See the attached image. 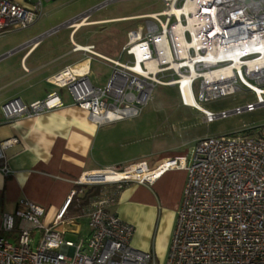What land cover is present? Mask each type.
I'll use <instances>...</instances> for the list:
<instances>
[{"label": "built area", "instance_id": "obj_1", "mask_svg": "<svg viewBox=\"0 0 264 264\" xmlns=\"http://www.w3.org/2000/svg\"><path fill=\"white\" fill-rule=\"evenodd\" d=\"M43 1L49 0H0V34L31 26L43 14ZM162 1V10L139 16L147 19L127 32L121 48L124 61L120 55L101 56L93 44L71 41L73 51L110 64L104 85L92 84L88 69L72 66L50 76L49 82L66 89L72 103L86 110L95 125L138 116L156 84L174 87L179 103L199 111L206 122L264 106V0ZM96 8L6 54L61 27L75 29V22L85 21ZM239 90L252 93L254 101L219 111L201 105ZM187 95L198 105L187 102ZM62 105L56 91L29 103L13 97L0 105V121L34 117ZM15 142L16 138L0 141L4 176L13 172L5 149ZM178 168L186 170V180L164 264H264V124L236 134L203 136L194 142L188 160L171 157L153 167L138 160L86 170L51 223L43 220L44 207L18 199L12 212L0 216V264H158L152 251L130 244L134 226L107 207L123 183L151 185L165 171ZM86 186L101 190L88 199L87 234L80 237V216L66 217V208Z\"/></svg>", "mask_w": 264, "mask_h": 264}, {"label": "crops", "instance_id": "obj_2", "mask_svg": "<svg viewBox=\"0 0 264 264\" xmlns=\"http://www.w3.org/2000/svg\"><path fill=\"white\" fill-rule=\"evenodd\" d=\"M98 5L95 0H88L85 4H81L80 11L74 16ZM149 13L152 12L105 18H91L89 14L88 18L81 22L83 24L75 29L64 27L69 30L67 45L54 46L50 41L45 43L41 39L39 42H33L15 51L20 53L18 66L15 69L9 70L5 67L0 70V105L13 97H19L23 102L29 103L43 98L51 91H56L63 101L62 106L34 117L0 121V141L16 138V142L5 149L8 165L13 172L6 176L0 172V216L2 212H12L18 199L27 198L45 208L43 220L45 223H51L75 187L74 181L86 170L113 164L133 163L138 160H144L149 167H153L158 162L171 157L186 160L190 158V156L179 155L174 147H170L171 144L165 142L164 136L151 134L150 124L146 120L143 121L140 114L132 118L95 125L88 118L86 110L72 103L64 88L48 80L65 66H72L77 71L88 69V78L91 83L104 85L111 72L110 64L95 55L73 51L71 41L81 45L93 44L96 53L109 59H116L118 57L112 58L99 51L96 44L84 37V34L77 36L80 41L75 39L76 35L83 27H95L107 22L140 20L139 16ZM140 23L134 22L135 28ZM35 36L27 38L10 50ZM125 42L120 46L118 54L121 61L127 58L124 53H121ZM6 53L2 54L0 59L10 55ZM124 57L125 59L122 60ZM95 63L106 67V72L94 73L92 67ZM185 180L184 168L171 169L162 173L151 185L131 181L123 183L121 188L116 190L114 201L108 205L107 210L134 226V233L130 240L133 247L152 251L154 256L156 255L153 238L149 240V244L145 245L141 236L146 234L148 238L149 234H152L150 233L153 227L152 218L157 208L160 209V218L162 216L164 219L170 212L168 210H177ZM96 187V193L90 196L100 192L101 187ZM105 189L110 193L114 192L111 186ZM90 196L80 211L73 212L66 209V217L80 216L77 220L80 234L81 225L84 222H86L87 234L84 208ZM142 223L149 226H146V231L140 234L139 225ZM137 229L139 239H136L134 245ZM171 229L164 233L168 246L173 232Z\"/></svg>", "mask_w": 264, "mask_h": 264}, {"label": "rangeland", "instance_id": "obj_3", "mask_svg": "<svg viewBox=\"0 0 264 264\" xmlns=\"http://www.w3.org/2000/svg\"><path fill=\"white\" fill-rule=\"evenodd\" d=\"M87 1H44V14L31 26L0 34V56L13 46L24 42L27 38L38 35L50 27L61 24L65 19L74 16V14L80 11L81 4L83 5ZM95 3L99 5L101 3V5H98V8L93 10L90 14L91 18L157 12L164 7L162 0H95ZM146 19L107 22L95 27H83L75 39L80 41L77 36L84 34V37L96 44L99 51L112 58H116L118 57L120 46L127 40L128 29L135 28L134 22H141L139 25H142ZM89 30L90 32H88ZM68 31L64 27L60 28L56 33L42 38L41 41L45 43L50 41L54 46H58V44L67 45ZM19 56L20 53L15 52L0 59V70L5 67L9 70L15 69L18 66ZM124 59L125 57L122 58V60ZM106 70V67L98 63H95L92 67V71L96 74H103ZM253 101L254 96L252 93L239 90L232 95L218 97L208 102H201V105L211 111H219L221 109L230 110L235 106H243L245 103ZM140 115L143 121L146 120L150 124L151 134L164 136L165 142L171 144L170 147H174L179 152V155H183V157L190 156L194 142L203 136L236 134L245 127H256L264 124V106H259L251 112L244 111L240 114H230L227 117L216 118L211 122H206L199 111L179 103L174 87L159 84L154 86L152 97L142 108ZM168 211L170 212H168L165 219L162 216L160 218V209L158 210L157 208L152 218L153 227L152 232L150 231L152 234H149L148 238H146V234L141 236L145 245L149 244V240L153 238L158 264H164L167 258L168 243L165 242L166 235L164 233L168 229L173 228L176 222V210ZM146 226V223L139 225L140 234L146 231ZM138 229L136 230L134 245L136 239H139ZM85 235L86 222L81 225L80 237H85ZM65 236L73 240L79 238V236L71 233H66Z\"/></svg>", "mask_w": 264, "mask_h": 264}, {"label": "trees", "instance_id": "obj_4", "mask_svg": "<svg viewBox=\"0 0 264 264\" xmlns=\"http://www.w3.org/2000/svg\"><path fill=\"white\" fill-rule=\"evenodd\" d=\"M95 188L96 186H86L83 192V195L75 196L71 203L66 208L68 211L78 212L81 210L84 203H86V200L88 196L96 193Z\"/></svg>", "mask_w": 264, "mask_h": 264}, {"label": "bare ground", "instance_id": "obj_5", "mask_svg": "<svg viewBox=\"0 0 264 264\" xmlns=\"http://www.w3.org/2000/svg\"><path fill=\"white\" fill-rule=\"evenodd\" d=\"M83 23H78V22H75V25L78 27L79 25H82ZM86 67V66H85ZM79 71V70H78ZM185 100L187 102H189L190 104H197L196 101L194 100L193 96L192 95H187L185 96ZM198 105V104H197ZM203 107V106H202ZM191 108V107H190Z\"/></svg>", "mask_w": 264, "mask_h": 264}]
</instances>
